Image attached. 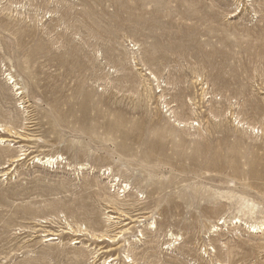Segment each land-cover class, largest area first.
Listing matches in <instances>:
<instances>
[{
	"label": "rangeland",
	"instance_id": "1",
	"mask_svg": "<svg viewBox=\"0 0 264 264\" xmlns=\"http://www.w3.org/2000/svg\"><path fill=\"white\" fill-rule=\"evenodd\" d=\"M261 224L264 0H0V264H264Z\"/></svg>",
	"mask_w": 264,
	"mask_h": 264
},
{
	"label": "bare ground",
	"instance_id": "2",
	"mask_svg": "<svg viewBox=\"0 0 264 264\" xmlns=\"http://www.w3.org/2000/svg\"><path fill=\"white\" fill-rule=\"evenodd\" d=\"M5 138H6V137H5ZM8 139H9V138H8ZM8 139H5V140H3V141H4V142H6V141H11V139H10V140H8ZM21 159H23V156H21V157L17 156V157H15V158L12 159V162H15V163H16V161H20ZM42 159H43V158H39L38 161H41ZM44 160H45L44 162H45V163H48V164H49V163L51 164V163H53L54 161H56V159H54V158H52V157H51V158H50V157H49V158H45ZM251 229H252V231H255V232H256V231H259V230H264V224H261V225H255V226L252 225V226H251Z\"/></svg>",
	"mask_w": 264,
	"mask_h": 264
}]
</instances>
